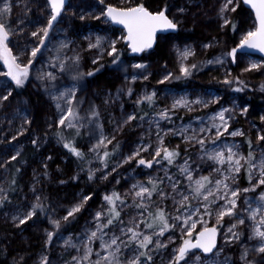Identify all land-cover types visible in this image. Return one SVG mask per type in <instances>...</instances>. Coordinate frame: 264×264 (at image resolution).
<instances>
[{
    "label": "rangeland",
    "instance_id": "1",
    "mask_svg": "<svg viewBox=\"0 0 264 264\" xmlns=\"http://www.w3.org/2000/svg\"><path fill=\"white\" fill-rule=\"evenodd\" d=\"M4 2L5 0H0V8L3 7ZM8 2L13 6L11 13L13 28L24 29L23 32L17 31L16 34L10 36L9 47L12 49V54L18 57V60L26 61L29 56H20L19 53L24 49L25 45L28 46V51L30 52V48L33 46L32 42L36 39L31 37L30 32L46 23L47 18L51 14V8L48 0H8ZM137 2L138 0H104V3L101 4L100 0L68 1L64 13L58 19V23H54L53 29L49 33L45 48L41 49V52L35 58L25 85L22 88H17L10 77L6 78L0 75V92H3V84L6 79L13 89V95L9 97V102H5V106L0 107V188L4 189V192L0 193V195H7L9 200L5 201L3 207H0V223L9 227L10 230L17 231L19 235H22L23 239H30L33 234L43 239V249L33 259V264H40L42 254L48 255L49 264H73V256H82L87 243L86 236L90 235L92 230H95L92 212L99 210L101 205L106 204L103 199L105 193H111L115 190L123 195L129 192L134 183L139 182L147 185L150 176L162 180L163 183L158 186L171 192L165 176V167H167L168 175H171L174 179L181 178L180 187L183 188L187 181L182 178L179 166L184 163L185 158L189 159V166L195 169L193 172L194 180L198 179L200 175L210 176L211 168L215 167L214 162L200 158L201 153L198 151V145H193L185 151V144L182 142V138L169 133L164 137L165 144L169 147L179 145L180 151V156L176 158L172 165H167L165 161L162 165L154 164L153 168L149 169L144 166H138L136 161L133 160L129 163L121 164L106 180L99 179L101 172L98 171L96 173L97 179L89 181L87 179L88 168L101 167V162L95 158L94 153L89 151L91 145L96 143L101 131L100 126H102L104 134L109 138L113 134L116 135L113 143L108 145L110 152L114 144L117 142L120 144L119 149L109 157L110 169L119 161L121 155H128L139 143L150 142L153 147L156 146L157 121L160 129L163 130L177 128L181 124L188 123H191L193 127H198L200 123L197 119L198 117L210 115L218 110L221 105L230 108L235 105V119L231 121L229 131L240 128L245 135L232 137L225 133L224 136L220 137V141L228 145L237 144L239 147L234 150L247 156L249 150L247 141L251 138L255 161H259L261 157L260 149H264V141H258L257 135L258 133L264 134V121L260 119L264 115V88H262L264 86V59L259 56L237 53V59L233 62L231 56L228 55L234 44L227 43V40L231 36H235L237 48L243 36L256 27L254 18H251V20L245 14H238L242 0H239V6L235 12L227 13L231 21L227 26H223V20L218 14L223 0H143L145 5L153 10L167 4L170 17L179 22L178 33L168 37L162 36L159 41L161 43L160 52L156 50L147 51L139 57L132 56L125 41L120 40L117 43V48L121 53L118 64L111 62L113 57L109 56L107 52L103 54L98 64H93L92 60L96 56L98 49H89V42L95 43L98 36L103 37L102 44L106 48L109 39L126 35L125 31L113 27L110 22H105L104 17L99 20L93 17L99 15L101 9H104L109 3L117 7H127ZM180 8L185 9V11H179ZM82 15L85 17L83 20L80 19ZM191 17H196L195 19L199 21H205L210 29L216 30L215 34L207 35L208 37H206L209 39H204L206 37H200L197 34L193 39H185L187 31H189L185 24ZM235 19L236 21H234ZM233 23L235 24V30L232 28ZM61 41L70 42L67 48L60 49L59 56L61 59L64 56L72 57L74 53H79L81 57L79 71L85 73V75L79 80L73 79L71 73L72 60L69 59L65 62V70L63 72L60 71L58 66H52L60 63V60L56 59V57ZM206 44H210L211 47H204ZM189 48L194 51V55L184 59L183 63L189 65L195 63L197 68L192 70L190 77H183L180 72L181 53ZM215 58H221L224 63H207V61ZM138 63L146 65V68L133 67V65ZM252 63L260 64L262 67L259 70L244 72L243 69ZM95 68H99V71H96L92 76L86 75V73ZM6 71L7 66L0 59V73ZM226 71H230V79L238 76L244 84L237 85L234 83L231 87L225 85L222 81ZM41 72L55 73L56 80L37 79ZM168 72L173 73L174 77L180 76L181 78H172L162 84L158 83ZM145 75L148 76L147 79H144ZM133 76L136 77L135 80L132 79ZM73 84H76L78 89L76 92L77 101H82L78 105V109L81 117H83L81 121L83 127L80 128L79 137H81V141L76 146L84 153L81 165L68 160V155L61 145L62 142L52 133L55 128L60 127L57 123L60 110L57 109V101L53 97L63 92L65 88H70ZM236 87H242L243 90L235 91ZM129 88L132 89L131 95L127 91ZM18 89L28 91L49 106L50 112H47L43 125L40 124L42 128L33 127L34 116L29 101L22 94L16 93ZM153 91L156 92L155 102L149 105L148 101L143 100V97L146 93L150 94ZM118 93L119 95H117ZM181 96L189 100L197 97H218L219 102L211 103L207 108L196 106V110L191 112L177 109V114L171 117V121L156 115L161 109L170 106L174 99ZM138 98L143 100V102L136 104L135 101ZM61 104L64 106L63 100ZM143 106L147 108L143 109ZM243 106L248 107L247 114L241 113L240 108ZM91 107H96L100 112L99 124L96 123L97 118H93L89 114ZM141 108L142 112L147 114L138 116ZM133 112L137 115V119L125 125L122 131L114 133L117 123L121 122L126 114ZM26 121H31V123ZM89 121L92 122L89 123ZM65 131L66 134L72 131L73 135L75 132V130ZM161 135H163V132H161ZM13 136H16L15 140L12 139ZM33 139H37L36 144L32 143ZM29 145L35 146L36 152L29 162H25L22 161V156ZM17 151L20 155L16 160H12L11 157L16 155ZM141 155L147 157L148 153L144 152ZM58 161H62L63 165H70L69 171H65L67 173L63 172L65 170L63 166L53 168V163ZM89 161H91V164H89ZM12 162L24 168V183L20 201L9 198L11 181L9 165ZM241 163L244 164V161H241ZM214 176L215 174L212 173L210 178H214ZM73 177L78 178L73 179ZM239 177L236 183L242 188L248 187L245 168L241 169ZM116 180H119V183H116ZM253 183H255V180ZM261 188H264V186H261ZM260 190V188H257L255 192H241L237 212L247 216L248 214L244 212L247 203H251L252 207L256 208ZM87 193H92L93 198L88 201L84 210L76 215L75 229L71 232H66L64 227L71 222H62L59 232L53 237L52 244L47 245L45 243V230H52L48 217L54 216L58 218L63 216L68 207L79 201L82 194ZM37 196L48 208V212L41 213L38 211L36 217H33L24 225L17 226V223L13 222L12 216L30 210L31 205L36 202ZM152 199L155 203L151 205L150 210L154 212L157 205L162 202L157 198L156 194H153ZM127 204L129 206L123 209L120 217L125 225H128L129 221L134 217L139 219L138 212L141 211L133 206L132 194L128 195ZM163 206L166 207V210H171L173 207L171 198L163 201ZM89 208L92 212L89 211ZM261 214H264V209H262ZM145 218L147 219V217ZM259 219L260 214L257 215L256 222L246 219L244 225L238 226L241 233V241L225 244L223 234L226 232L230 222V218L225 216L222 226H220L218 243V247L223 246V251L215 257L216 261L224 264L227 258L234 264H243L239 259L242 251L241 243L247 241L249 246L257 243L258 237H254L251 240L247 238L251 235L253 226L264 228V226L258 225ZM70 221L74 220L70 218ZM214 222L215 216L213 215L210 226ZM110 227L115 230L116 235H120L119 227L115 223ZM140 228L146 234L154 231V229H144L143 224L140 225ZM105 231H108V229H105ZM173 231L175 230L165 232L160 237L161 242L167 241V237ZM99 235L97 233V238L91 245L93 248V256L91 258L93 260L97 258L95 252L100 251ZM176 236L175 244H179L181 241L178 232H176ZM108 238V236L104 237L105 240ZM121 239L126 238L121 236ZM156 239V236H153V243ZM65 241H69V243L66 244ZM73 244L77 247H73ZM175 244L168 243L167 248L156 249L153 264H167L169 253L173 250ZM135 247L137 246L134 243H129L127 248L122 249L120 259H130L134 254L133 250ZM149 248H152L151 244ZM251 258L250 254L249 259ZM202 260L203 257H201ZM84 264H88V262L85 261Z\"/></svg>",
    "mask_w": 264,
    "mask_h": 264
},
{
    "label": "snow or ice",
    "instance_id": "2",
    "mask_svg": "<svg viewBox=\"0 0 264 264\" xmlns=\"http://www.w3.org/2000/svg\"><path fill=\"white\" fill-rule=\"evenodd\" d=\"M244 2L250 4L255 10V19L258 22V26L254 30H249L243 36L238 48L258 49L260 52H264V0H244ZM48 3L51 8V14L47 18L46 23L30 32L31 37L36 38L32 42L33 46H31L30 52L28 51V46L25 45L24 49L19 53L20 56H29L26 61L18 60V57L12 54V49L9 47L10 36L16 34L17 31H24L23 28H13L11 24L13 6L8 0H5L3 7L0 8V59L7 66V71L0 73V75L6 78L10 77L11 81L15 82L17 88H22L28 80L30 69L35 58L41 52V49L45 48V42L49 38V33L52 31L54 23H58V17L61 16L65 7V0H48ZM100 3L103 4L104 0H100ZM238 6L239 0H223L218 13L223 20V26L231 23L227 13L235 12ZM179 11L183 12L185 9L180 8ZM101 17H104L105 22H114L115 24L123 25L124 29H126V35L109 39L106 48L102 44L103 37L98 36L95 43L89 42V49H98L96 56L92 60L93 64H98L105 52L113 57L111 61L113 64H118L121 53L117 48V43L120 40L125 41L126 46L133 53H143L146 49L153 47L158 32L164 33L169 30H178L179 28V22L170 17L167 4L153 10L146 6L143 0H138L134 5L127 7H117L109 3L104 9H101L99 15L93 18L99 20ZM80 19L83 20L85 17L82 15ZM232 28L235 30L234 23L232 24ZM69 43L67 41L60 42L56 57V59L60 60V63L52 66H58L60 71L63 72L65 70V62L69 59L72 60L71 73L73 79L79 80L85 75V73L79 71L81 60L79 53H74L72 57L64 56L63 59L59 56L60 49L67 48ZM204 47H211V45L206 44ZM237 50V48H233L228 54L231 56L233 62L237 59ZM192 55H194V51L190 48L181 53L182 63L180 72L183 77H190L192 70L197 68L195 63L190 65L183 63L184 59ZM207 63L223 64L224 61L221 58H215L214 60L207 61ZM133 67L146 68V65L138 63L133 65ZM261 67L262 65L260 64L252 63L245 67L243 71L259 70ZM96 71H99V68L89 71L86 75L92 76ZM229 76L230 71H226L222 81L225 85L231 87L234 83L237 85L244 84L238 76L232 79ZM147 78L148 76L145 75L144 79ZM172 78L180 79L181 77H174L173 73L168 72L158 83L162 84ZM37 79L55 81L56 74L53 72H41L37 76ZM132 79L135 80L136 77L133 76ZM77 90V85L73 84L70 88H65L63 92L53 97L57 101V109L60 110V116L57 121L60 127L56 135L59 141L63 142L65 148L69 149L76 157L83 159L84 153L81 149L75 146L73 140L68 139L64 135V130H75L74 135L79 136L80 128L83 127L81 123L83 117H81L78 109V105L82 101H77L76 99ZM242 90V87L235 88V91ZM127 91L129 95L132 94L131 88ZM12 95V86L6 79L3 84V92H0V107L5 106V102H9V97H12ZM155 97L156 92L153 91L150 94L146 93L143 100L148 101L149 105H151L155 102ZM62 100L64 101V106L61 104ZM143 100L138 98L135 103L140 104ZM218 102V97H197L196 99L189 100L181 96L174 99L170 106L161 109L156 115L171 121V117L177 114V109L191 112L196 110V106L207 108L211 103ZM234 109L235 105L232 108L221 105L218 110L212 112L210 115L198 117L197 119L200 121L198 127H193L191 123H188L181 124L177 128L163 130L160 129L159 122L157 121V131L155 133L156 146L153 147L150 142H141L128 155H121L119 161L110 169L109 157L119 149L120 144L119 142L114 144L110 152L108 145L113 143L116 135L113 134L109 138L104 134L102 126H100L101 131L96 143L91 145L89 151L94 153L95 158L101 162V167L88 168L87 179L89 181L97 179L96 173L98 171L101 172L99 179L106 180L121 164H126L133 160L136 161L138 166H144L149 169L153 168L154 164L162 165L165 161L167 165H172L176 158L180 156V151L179 145L169 147L165 144L164 137L169 133L182 138V142L185 144V151L193 145H198V151L201 153L200 158L214 162L215 167L211 168L210 176L212 173L215 176L214 178H210V176L200 175L198 179L194 180L193 172L195 169L189 166V159L185 158L184 163L179 166L182 178L187 181L183 188L180 187L181 178L174 179L171 175H168L167 167H165V176L171 192L158 186L163 183L162 180L150 176L147 185L139 182L134 183L129 189V192L123 195L115 190L111 193H105L103 199L106 201V204L101 205L99 210L94 212L89 208L95 221V230H92L90 235L86 236L87 243L85 244L83 255L72 257L73 264H84L85 261L88 264H153L156 249L167 248L168 243L175 244L177 239L176 232L179 233L181 242L175 244V247L169 253L167 264H220L219 261H216L215 257L223 251V246L217 247V238L220 235V226H222L225 216L230 218L227 230L223 234L225 244L241 241V233L238 226L244 225L246 219H251L256 222L257 215L260 214L258 225L264 226V214H261L262 209H264V188H261V186H264V149H260L261 157L259 161H255L251 138L247 141L249 149L247 156L234 150L238 149L239 146L237 144L233 143L228 145L220 141V137L224 136L225 133L232 137L245 135L244 131L240 128L229 131L231 121L235 119ZM240 111L242 114H247L248 107L243 106L240 108ZM89 114L91 117L97 118L96 123L99 124V110L96 107H91ZM136 119L137 115L135 112L126 114L122 121L117 123L114 133L122 131L125 125ZM260 119L264 121V115ZM26 122L31 123V121ZM91 122L89 121V123ZM161 132H163V135H161ZM12 139L15 140L16 136H13ZM257 140L264 141V134L258 133ZM32 143L36 144L37 139H33ZM144 152L148 153L147 157L141 155ZM19 155L20 153L17 151L16 155H13L11 159L16 160ZM241 161H244V164ZM89 164H91V161H89ZM242 168H245L248 179V187L243 188L236 183L240 178L239 173ZM76 178L78 177H73V179ZM254 180L255 183H253ZM115 182L119 183V180ZM12 183L15 184V180ZM257 188L261 189L258 194V206L253 208L251 203H247L246 201L247 207L244 209V212L248 215L245 216L237 212L240 193L255 192ZM3 192L4 189L0 188V193ZM129 194L133 196V206L141 211L138 212L139 219L134 217L129 221L128 225H125L120 217L123 209L129 206L127 204ZM153 194H156L157 198L162 202L157 205L154 212L150 210L151 205L155 203L152 199ZM92 198V193L82 194L79 201L68 207L63 216L58 218L49 216L48 220L52 225V230H45V243L51 245L53 237L56 236L62 226V222L70 223V218L71 220H75L76 215L84 210L85 205ZM168 198L172 200L173 207L171 210H166V207L163 206V201ZM7 200V195H0V207H3ZM38 211L41 213L48 212V208L41 202L39 196L36 197V202L31 205L30 210L14 214L12 220L14 223H17V226L24 225L33 217H36ZM213 215L215 216V222L210 226ZM114 223L119 227L120 235H116L115 230L110 227ZM141 224L144 225V229H154V231L146 234L145 231L141 230ZM105 229H108V231H105ZM170 230L175 231L171 232L167 237V241L161 242L160 237ZM97 233L100 234V251L95 252L97 258L93 260L91 258L93 256V248L91 245L97 238ZM105 236L109 238L105 240ZM121 236L126 239H121ZM153 236L157 238L154 243ZM254 237L259 238L256 244L249 246L247 241L241 243L242 251L239 259L243 264H264V228L253 226L251 235L247 239L251 240ZM65 243L68 244L69 241H65ZM129 243H134L137 246L133 250L134 254L128 260H121L122 249L127 248ZM150 244L152 248H149ZM72 246L77 247L74 244ZM250 254L251 259H249ZM201 257H203L202 261ZM40 264H49L47 254L41 255ZM224 264H234V262L226 258Z\"/></svg>",
    "mask_w": 264,
    "mask_h": 264
},
{
    "label": "trees",
    "instance_id": "3",
    "mask_svg": "<svg viewBox=\"0 0 264 264\" xmlns=\"http://www.w3.org/2000/svg\"><path fill=\"white\" fill-rule=\"evenodd\" d=\"M238 14L239 15L245 14L248 17H250V19L251 18L253 19L252 14L250 13L249 10H247L244 7L243 4H241L240 6V10ZM195 18L196 17L189 18V21L187 22V24H185V27L189 29V31H187L185 35V39H193L195 38L196 34L199 35L200 37L202 36L206 37L209 34H215L216 32L215 29H210L208 27L209 25H207L205 21H202V20L199 21V20H196ZM234 21H236V19ZM168 36H171V35H167L166 37ZM207 37L204 39H209ZM161 38L162 37L159 38L157 46L154 49L159 52L161 50V43L159 42ZM227 43L234 44L232 45L231 50L233 48H236L237 41L235 39V36H231L229 40H227ZM16 93L22 94L29 101V105L32 109L33 116H34L33 123H32L33 127L38 126V128L39 127L42 128L40 124L44 122L47 112H50L49 106L46 103H44L41 99L33 96L32 94H30L28 91L24 89H18ZM144 108H147V107L143 106V109ZM142 111L143 110L141 108V111L138 112V116L147 114L146 112H142ZM58 130L59 128H55L52 133L56 135V132ZM64 135L68 139L73 140L75 146H77L78 143H80L81 141V137L74 136L72 131H69V133L66 134V131L64 130ZM61 145L68 155L67 156L68 160H71L77 165H81V158L76 157L69 149L65 148L63 146V142ZM35 152H36L35 146L33 145L27 146L25 153L22 156V161L29 162V160L35 154ZM53 164H54L53 168H55L56 166H58L57 168H59L60 166H63V168L65 169L63 170V172L65 171L68 172L69 171L68 168H71L69 164L63 165L62 161H58ZM9 169L11 172L9 198H12L15 201H20L19 199L21 197V193L23 190L22 185L24 183V176H23L24 168L19 167L15 162H12L9 165ZM13 180H15V184L12 183ZM75 223H76V219L74 221H71L70 224H66L67 226L64 227V229H66L65 231L71 232L72 230H74ZM42 249H43V239L41 237L33 234L30 239L28 238L23 239L22 235L21 234L19 235L17 231L10 230L9 227L2 225L0 223V264H33V261H34L33 259Z\"/></svg>",
    "mask_w": 264,
    "mask_h": 264
},
{
    "label": "water",
    "instance_id": "4",
    "mask_svg": "<svg viewBox=\"0 0 264 264\" xmlns=\"http://www.w3.org/2000/svg\"><path fill=\"white\" fill-rule=\"evenodd\" d=\"M68 1H69V0H65V7H64V10L62 11L61 15L64 13V11H65V9H66V7H67V5H68ZM242 4L244 5V7H245L247 10H249V11L251 12V14L253 15V18H254V21H255L256 26H258V22H257L256 19H255V10L251 7L250 4L245 3L244 0H242ZM60 17H61V16H60ZM60 17H58V19H59ZM110 23L112 24L113 27H115V28H119V29L125 31V33H126V29H124L123 25L115 24L114 22H110ZM178 29H179V28H178ZM177 32H178V30H169L168 32H164V33L158 32V33H157V36H156V42H155V44L153 45V47H152L151 49H146L143 53H145V52H147V51H152V50H154L155 47L157 46V43H158V40H159L160 37H162V36H167V35H174V34H176ZM125 43H126V42H125ZM237 49H238V50H237V53H238V54H241V55H249V56H250V55H251V56H259V57H262V58L264 59V52H260L258 49H248V48L239 49L238 47H237ZM129 50H130V48H129ZM130 52H131V55L134 56V57H139V56H141V55L143 54V53H133L131 50H130ZM219 237H220V235H219L218 238H217V247H218V243H219ZM194 251H196V250H194ZM214 251H215V250H214ZM205 255H209V254H205Z\"/></svg>",
    "mask_w": 264,
    "mask_h": 264
}]
</instances>
